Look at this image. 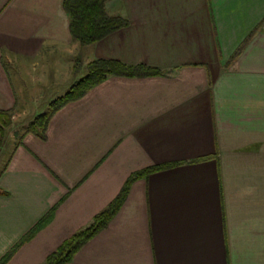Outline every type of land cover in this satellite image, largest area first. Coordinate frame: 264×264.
<instances>
[{
	"label": "crops",
	"instance_id": "0c3cea01",
	"mask_svg": "<svg viewBox=\"0 0 264 264\" xmlns=\"http://www.w3.org/2000/svg\"><path fill=\"white\" fill-rule=\"evenodd\" d=\"M64 1L0 0L12 126L95 60L162 74L110 77L61 108L45 140L21 135L0 170V263L52 213L6 263L44 264L132 175L169 166L137 180L68 264H264V0H109L127 25L89 46Z\"/></svg>",
	"mask_w": 264,
	"mask_h": 264
},
{
	"label": "trees",
	"instance_id": "16d2710c",
	"mask_svg": "<svg viewBox=\"0 0 264 264\" xmlns=\"http://www.w3.org/2000/svg\"><path fill=\"white\" fill-rule=\"evenodd\" d=\"M109 0H65L64 9L70 18V29L73 38L82 46H89L102 40L114 31L124 28L127 21L110 16L107 11ZM158 69L144 65L129 66L119 61L95 60L87 66V74L77 81L62 97L53 101L47 112L37 116L25 129L24 135L33 134L45 140L48 125L53 116L68 103L77 101L91 89L105 82L113 76L120 77H154L161 75ZM13 125V114L9 111H0V150L4 144L6 134ZM22 139V138H21ZM22 141L20 142V144ZM169 166L145 170L132 175L126 182L116 199L85 229L78 231L69 240L64 242L44 264H68L73 261L77 253L94 237L105 230L123 207L132 185L147 175L160 171ZM52 216V213L50 214ZM42 220L26 237L2 259L0 264L8 263L15 253L49 221L51 216Z\"/></svg>",
	"mask_w": 264,
	"mask_h": 264
},
{
	"label": "rangeland",
	"instance_id": "374dc122",
	"mask_svg": "<svg viewBox=\"0 0 264 264\" xmlns=\"http://www.w3.org/2000/svg\"><path fill=\"white\" fill-rule=\"evenodd\" d=\"M90 63H92V62H90ZM90 63H88L86 66L84 65L85 67L83 69V73H82L83 76L81 77V79L86 76V74H87V66ZM75 70L78 71V67L76 65H75ZM81 79H78V81L81 80ZM30 121H32V116L29 117V116H24L23 115V117L20 118V122H16L15 125L12 126V129L8 130V132L6 134V138H5L4 144H3V146H2V148L0 150V170L5 165V163L7 162L8 157L12 153L14 147L20 141L21 135L24 133V131H25V129L28 126V123Z\"/></svg>",
	"mask_w": 264,
	"mask_h": 264
}]
</instances>
